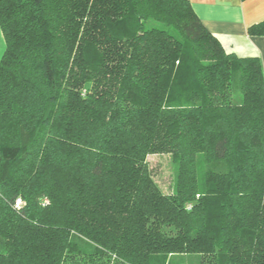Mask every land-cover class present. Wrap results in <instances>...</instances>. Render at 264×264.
Masks as SVG:
<instances>
[{"label":"trees","instance_id":"trees-1","mask_svg":"<svg viewBox=\"0 0 264 264\" xmlns=\"http://www.w3.org/2000/svg\"><path fill=\"white\" fill-rule=\"evenodd\" d=\"M0 27V264H264L259 57L189 0H0Z\"/></svg>","mask_w":264,"mask_h":264},{"label":"crops","instance_id":"crops-1","mask_svg":"<svg viewBox=\"0 0 264 264\" xmlns=\"http://www.w3.org/2000/svg\"><path fill=\"white\" fill-rule=\"evenodd\" d=\"M204 26L228 53L259 57L264 66V37L251 36L249 28L264 21V0H189ZM6 42L0 27V61Z\"/></svg>","mask_w":264,"mask_h":264},{"label":"rangeland","instance_id":"rangeland-1","mask_svg":"<svg viewBox=\"0 0 264 264\" xmlns=\"http://www.w3.org/2000/svg\"><path fill=\"white\" fill-rule=\"evenodd\" d=\"M148 162L159 186L165 191H170L177 176V165L173 158L168 154H154L149 156ZM199 170L202 175V165H199ZM182 264H199V259L197 256H192L190 260Z\"/></svg>","mask_w":264,"mask_h":264},{"label":"built area","instance_id":"built-area-1","mask_svg":"<svg viewBox=\"0 0 264 264\" xmlns=\"http://www.w3.org/2000/svg\"><path fill=\"white\" fill-rule=\"evenodd\" d=\"M19 204H20V202H19Z\"/></svg>","mask_w":264,"mask_h":264}]
</instances>
